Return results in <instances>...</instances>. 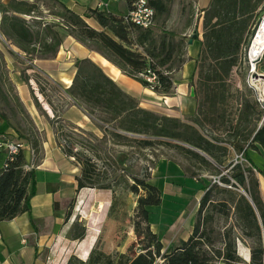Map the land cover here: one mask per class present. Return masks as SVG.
Returning a JSON list of instances; mask_svg holds the SVG:
<instances>
[{
    "label": "trees",
    "instance_id": "1",
    "mask_svg": "<svg viewBox=\"0 0 264 264\" xmlns=\"http://www.w3.org/2000/svg\"><path fill=\"white\" fill-rule=\"evenodd\" d=\"M172 1L150 0L155 9V22L148 29L127 22L123 14L113 11L89 8L81 15L61 0H44L51 9H58L54 12L58 22L45 20L40 0H8L2 5L0 33L3 39L0 38V43L15 46L18 54L9 48L15 56L25 54L24 60L30 63L37 58H54L63 44L61 29H64L69 36L99 52L127 75L163 95L174 93V73L186 61L184 43L194 35L199 39L202 18L203 34L190 80L197 111L189 119L142 108L90 58L76 60V74L66 91L100 122L98 127L105 131L99 138L102 142H106L109 133L113 144L143 149L154 146L177 149L209 168L216 165L222 184L215 182L204 190L190 236L164 251L162 240L150 221V207L162 203V189L146 178L135 176L133 183L126 180L128 189L138 195L133 226L140 251L133 256L130 247L114 257L104 248L97 247L87 260L72 256L67 264H157L158 259L161 264H217L218 261L239 264L243 259L237 250L238 238L252 242L250 264H264V200L259 183L260 175L264 177V167L258 168L249 156L250 149L261 147L264 151V110L257 109L247 98L241 101L236 115H227L226 109L229 76L238 64L243 48L250 44L247 37L252 38L255 33L251 28L259 22L257 18L264 11V0H211L206 8L199 9L194 34L181 40H177L175 30L165 27L171 17ZM179 1L181 16L194 11V3ZM86 18L95 20L100 28L91 26ZM192 20L188 17L186 29L192 25ZM31 69H34L33 64L23 70L20 78L30 85L40 108L32 84L39 83L44 75L37 69L32 75ZM149 69L157 74L156 83L140 76ZM40 93L54 111L59 112L51 97L46 92ZM56 116L51 122L57 143L82 165L77 176V189L96 187L107 178L98 171L93 160V145L87 146L68 134L66 124L76 129L80 127L56 120ZM0 120L17 133L19 140L28 143L40 159L42 134L17 93L1 49ZM92 136L98 138L96 134ZM66 139L68 142L64 144ZM77 145L79 150L75 152ZM232 151L242 154L247 163L231 160L225 164ZM26 164L25 150L21 149L13 159L8 157L0 169V222L31 212L37 181L35 169H27ZM217 217L225 219L223 228L216 227ZM85 231L82 228L75 237H84Z\"/></svg>",
    "mask_w": 264,
    "mask_h": 264
},
{
    "label": "crops",
    "instance_id": "2",
    "mask_svg": "<svg viewBox=\"0 0 264 264\" xmlns=\"http://www.w3.org/2000/svg\"><path fill=\"white\" fill-rule=\"evenodd\" d=\"M7 1L3 0V3ZM61 1L81 15L87 8H96L97 3V0ZM210 1L199 0V9L206 8ZM200 29H202V18L199 21V32ZM200 39H202L201 35H199V39L194 40L193 44L189 45L187 60L174 73L175 91L172 95H163L144 86L139 80L124 73L99 52L85 47L72 36L64 39L54 58L35 59L34 69L29 70V73L32 74V71L37 69L56 81L64 92L56 94L55 99L57 100L53 96L51 97L54 106L58 108L61 117L86 130H93L95 118L66 91L71 86L76 74L75 62L82 58H90L100 66L124 92L135 98L142 108L183 119L186 116L195 115L197 111V102L190 80L195 70V58L198 55ZM9 48L18 54L19 50L15 46L0 43V49L4 53L11 71L10 76L15 80L17 93L42 134V152L39 161L33 162L30 145L25 143L26 168L35 169L36 193L31 199V212H25L12 220L0 222V264H67L72 256L83 258L88 255L95 242V234L92 233L90 238L89 230L85 231L84 237H75V234L82 229L78 230L76 225L71 227V216L67 219L69 215L68 200L76 193L83 192V188L77 189L79 169L75 160L69 157L57 143L55 127L51 122L55 115L54 107L40 92H35L41 104L40 108L37 107L30 85L17 76L18 72L14 67V60L11 59ZM19 58H24V56ZM61 108L63 109L61 110ZM14 135L16 132L6 122L0 120V139H14ZM1 136L8 139L1 138ZM258 151H263V149L259 147ZM6 159L7 152L0 146V169L4 167ZM253 162L258 168L264 167V163L259 166L254 160ZM259 183L261 196L264 200V177L261 175ZM92 190L95 193L89 200V206H92L95 196L102 189L94 187ZM162 192L164 193L163 190ZM200 200L201 198L197 202L194 214H192L194 218L192 222L190 221L188 232L181 239H186L193 230ZM106 202L109 203V200ZM176 244L174 243L172 247ZM172 247L165 246L164 251H168ZM237 250L243 259V262L239 264H250L252 256L250 242L245 238H238ZM119 251L120 253L125 252L124 248Z\"/></svg>",
    "mask_w": 264,
    "mask_h": 264
},
{
    "label": "rangeland",
    "instance_id": "3",
    "mask_svg": "<svg viewBox=\"0 0 264 264\" xmlns=\"http://www.w3.org/2000/svg\"><path fill=\"white\" fill-rule=\"evenodd\" d=\"M198 1L186 0L188 3H194V11L190 15L186 12L183 16H181L180 1H172L171 17L165 23V27L167 30H175L178 33L177 40L190 38L194 34L199 17ZM40 2L43 5L42 8L46 16L45 20L58 22L59 19L54 14L58 9H51L47 3H44V0H40ZM109 8L115 13H124L126 12V3L111 2ZM188 17L193 20L192 25L186 29ZM263 18L264 11L258 16L257 21L259 22L257 25L254 24L252 26L251 31L254 29L256 31ZM86 20L91 26L100 28L95 20L90 18H86ZM61 32L64 35V39L69 38L64 29H61ZM199 33L202 36L203 30L200 29ZM249 39L251 41L252 38L248 36L247 40ZM194 40L196 39L194 38L193 42ZM193 42L189 43L188 40L184 43L186 52L184 58L186 57V60L188 47ZM9 53L11 59L14 60V67L18 72L17 76L21 77L23 70L33 63L27 62L24 58L20 59L10 51ZM248 53L249 46L243 48L241 58L229 76L228 104L226 105L227 115H236V109L239 108L241 101L246 98L255 104L257 109L264 110V77L261 76L262 74L264 75V56L256 62L257 69L254 71L253 64L248 58ZM9 72L11 73L10 69ZM254 73L259 74L258 77L261 78V82L254 80L256 78L254 77ZM43 75L46 76L45 74ZM44 76L40 77L39 83L34 82L32 84L35 92H46L50 97L53 96L54 99L58 92H64L56 81L46 76L49 78L47 80ZM55 113L57 115L55 117L56 120L70 122L61 117L60 112ZM189 117L186 116L183 119L187 120ZM98 124L100 122L95 119L93 130H86L81 127L76 129L68 124L65 127V131L79 140V142H83L87 146L89 144H91L90 146L93 145L95 149L92 154L93 160L97 164L98 171L102 176L107 178L96 184V187L102 190L97 193L98 198H96L97 195L95 196L92 206H89V200L94 196L93 193L95 191L92 190L94 187L87 186L83 188L82 193H76L68 200L69 215L67 219L71 216V227L76 225L78 230L82 228L89 230L90 238L92 233L95 234V242L91 251L97 247L104 248L110 255L115 257L117 253H120L119 249L122 250L124 248L125 251H128L132 247L130 254L136 255L140 251V245H138L139 238L134 232L133 220L138 195L128 189L126 180L133 183V178L137 176L139 178H146L148 182L159 186L164 191L162 203L150 207V221L153 229L160 236L164 247H172L174 243H178L181 237H184L186 232H188L191 225L190 221L192 222L194 218L192 214H194L197 202L202 197L204 190L215 182L222 184L220 175L217 173L218 168L216 165L209 168L201 164L197 159L189 157L177 149L166 146H154L143 149L130 145L113 144L110 141L111 136L109 133H107L106 142H102L99 138L105 135V131L100 129ZM92 134H96L98 138H95ZM1 138H5V136H1ZM13 138H9V140L19 141L17 133ZM67 142L68 139L64 141V144H67ZM30 150L32 151L33 162H38L39 159L35 151L32 148ZM74 150L77 152L79 145ZM240 156L241 154L232 151L225 164H228L231 160H241ZM249 156H252L259 166L264 163L263 151L250 149ZM242 158L243 160L240 162L247 163L245 157L242 156ZM74 162L77 163L76 161ZM77 167L79 169L78 174L80 175L82 165L77 163ZM240 190L243 191V189ZM140 192L144 193V190L141 189ZM106 194H108L107 198H105ZM106 200H109V203ZM225 224L226 222L223 217H217L215 221L217 228H223ZM189 236L187 235L186 239ZM248 241L252 244L251 240ZM91 251L83 258H79L84 261L87 260ZM156 262L157 264H161L160 259ZM217 264L226 263L218 261Z\"/></svg>",
    "mask_w": 264,
    "mask_h": 264
},
{
    "label": "built area",
    "instance_id": "4",
    "mask_svg": "<svg viewBox=\"0 0 264 264\" xmlns=\"http://www.w3.org/2000/svg\"><path fill=\"white\" fill-rule=\"evenodd\" d=\"M111 2L126 3V12H124L123 15L127 22L143 29H148L153 26L155 22V9L151 6L150 0H97L96 8L106 12L111 11L109 8ZM2 3L3 0H0V22L3 17ZM0 38L3 39L1 33ZM140 76L150 83H156L157 74L150 69L147 73H140ZM0 146L6 150L7 158L10 157L13 159L14 155H16L21 149H24L25 142L21 140L12 141L0 139ZM240 157L241 160H243L242 154ZM241 160L237 159L236 162Z\"/></svg>",
    "mask_w": 264,
    "mask_h": 264
},
{
    "label": "bare ground",
    "instance_id": "5",
    "mask_svg": "<svg viewBox=\"0 0 264 264\" xmlns=\"http://www.w3.org/2000/svg\"><path fill=\"white\" fill-rule=\"evenodd\" d=\"M248 58L253 64V70L256 71V62L264 56V18L261 20L258 28L256 29L249 45ZM257 82H261V78L256 77L254 79ZM259 84V83H258ZM261 85V84H260ZM261 87V86H259ZM263 89V88H262Z\"/></svg>",
    "mask_w": 264,
    "mask_h": 264
},
{
    "label": "water",
    "instance_id": "6",
    "mask_svg": "<svg viewBox=\"0 0 264 264\" xmlns=\"http://www.w3.org/2000/svg\"><path fill=\"white\" fill-rule=\"evenodd\" d=\"M196 35H194V37H195ZM194 37H192V38H190L189 39V43H192L193 42V39H194ZM258 73H254V77H258ZM262 77H264V75L262 74L261 75ZM193 95H195V92H194V90H193ZM197 151H199V152H201L200 150H197ZM202 153V152H201ZM203 155H204V153H202Z\"/></svg>",
    "mask_w": 264,
    "mask_h": 264
}]
</instances>
